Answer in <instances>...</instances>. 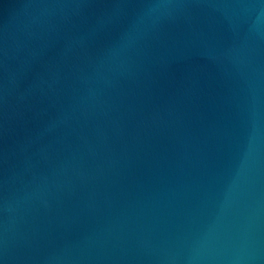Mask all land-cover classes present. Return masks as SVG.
Segmentation results:
<instances>
[{"label": "water", "instance_id": "1", "mask_svg": "<svg viewBox=\"0 0 264 264\" xmlns=\"http://www.w3.org/2000/svg\"><path fill=\"white\" fill-rule=\"evenodd\" d=\"M0 264H264V0H0Z\"/></svg>", "mask_w": 264, "mask_h": 264}]
</instances>
